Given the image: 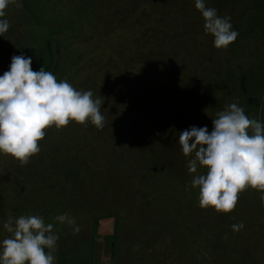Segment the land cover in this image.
<instances>
[{
	"label": "rangeland",
	"instance_id": "obj_1",
	"mask_svg": "<svg viewBox=\"0 0 264 264\" xmlns=\"http://www.w3.org/2000/svg\"><path fill=\"white\" fill-rule=\"evenodd\" d=\"M66 1L39 0L61 28L75 20L54 35L66 70L55 75L103 101L104 127L53 125L23 166L0 153V241L9 217L39 215L59 237L54 264H264L261 192L248 187L229 213L202 209L191 181L207 168L190 173L178 143L191 126L211 132L231 103L264 120V0H205L241 26L226 50L205 33L195 0H93L94 19L82 20ZM5 13L0 76L41 29L23 6ZM65 212L79 233L55 220Z\"/></svg>",
	"mask_w": 264,
	"mask_h": 264
},
{
	"label": "clouds",
	"instance_id": "obj_2",
	"mask_svg": "<svg viewBox=\"0 0 264 264\" xmlns=\"http://www.w3.org/2000/svg\"><path fill=\"white\" fill-rule=\"evenodd\" d=\"M10 3L23 6L19 0H0V18ZM195 8L202 15L205 33L214 37L215 48L226 50L235 42L239 33L232 30L230 17L218 16L205 0H195ZM9 27L7 19H0V35ZM31 65V57L13 55L9 70L0 76V153L21 166L40 152L39 141L47 128L90 121L102 130L105 123L100 112L103 101L94 99L91 90H77L66 80L57 81L44 66L33 71ZM212 124L211 132L207 126H191L180 132L178 140L184 156L193 157L187 164L190 173L207 168L191 181L193 188H199V207L229 213L248 187L260 191L264 203V120L249 118L242 107L231 103L216 113ZM55 220L72 226L74 233L80 231L67 212ZM243 227V222L232 225L234 231ZM3 228L11 235L0 241V264H54L52 251L59 237L52 223L46 224L39 215H21L9 217Z\"/></svg>",
	"mask_w": 264,
	"mask_h": 264
},
{
	"label": "trees",
	"instance_id": "obj_3",
	"mask_svg": "<svg viewBox=\"0 0 264 264\" xmlns=\"http://www.w3.org/2000/svg\"><path fill=\"white\" fill-rule=\"evenodd\" d=\"M62 1L64 2L66 0H62ZM67 1L73 4L77 3L76 7L80 9L79 10L80 20L86 19V17L90 19L91 16L94 19L93 4H95V2H93V0H81V1L76 0L77 2H75V0H67ZM19 2L22 3L23 7L26 9L28 16L27 20L35 25H39L41 28L39 30V33H36V31H33L32 29L30 30L28 35L29 36L28 39L30 41L27 42V53H28L27 57L32 58V65H31L32 70L39 71V69L42 66H44L45 71H50L54 75L59 72H61L62 75H66L63 73V72L66 73V70L64 71V68L60 63H58L55 57L56 53L58 52L60 42L59 40H57L56 37H54V35L56 33L61 32L65 28V25L67 27L74 24L75 20L73 16L71 18L66 19L64 28H61L59 26L57 19H55L56 17H58V15L55 14L53 11H51V14H49L47 17L43 15V12L41 10L44 9H42V7L40 6L39 0H19ZM41 12L42 14H40ZM43 19L45 20L43 21ZM230 23L232 25V30L236 31L238 29L237 32L240 34L241 26L239 25V23H235V22L234 23L230 22ZM248 27L249 26L247 25V28ZM73 35L75 34H71L67 38L75 37ZM24 42L26 43V41ZM53 43H55L54 45L55 49L53 48ZM255 79L256 78H253L254 81ZM260 82H262V84L260 83L258 88H263L262 93H264V77ZM254 112H252V116L251 113L249 114V116L256 118L257 115ZM61 264H66V262L62 261Z\"/></svg>",
	"mask_w": 264,
	"mask_h": 264
}]
</instances>
